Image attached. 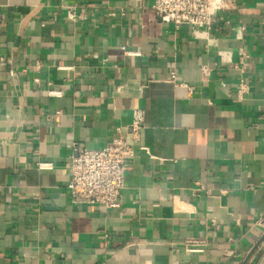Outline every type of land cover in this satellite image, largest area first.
<instances>
[{"label":"crops","instance_id":"1","mask_svg":"<svg viewBox=\"0 0 264 264\" xmlns=\"http://www.w3.org/2000/svg\"><path fill=\"white\" fill-rule=\"evenodd\" d=\"M153 1L0 0V264H264V0L208 34ZM135 111L119 207L73 203V145Z\"/></svg>","mask_w":264,"mask_h":264},{"label":"built area","instance_id":"2","mask_svg":"<svg viewBox=\"0 0 264 264\" xmlns=\"http://www.w3.org/2000/svg\"><path fill=\"white\" fill-rule=\"evenodd\" d=\"M234 8V0H154L152 6L159 22L172 24L176 28L188 26L195 34L212 32L217 19ZM76 17L75 9L69 7L68 18L75 20ZM247 59V54L242 52L234 68L245 74ZM210 73L208 67L203 68L205 77L210 76ZM171 77L175 79V74ZM142 128L143 112L135 111L126 133L118 130L117 136L104 148L91 150L73 145L69 185L73 203L105 209L119 207L125 189L127 165L136 157L137 150L143 149L136 144L140 140ZM38 168L50 170L52 165L39 163ZM184 246L189 253H203L207 242L189 239Z\"/></svg>","mask_w":264,"mask_h":264}]
</instances>
